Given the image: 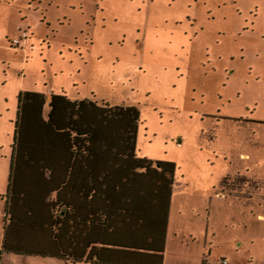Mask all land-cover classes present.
Here are the masks:
<instances>
[{"label":"rangeland","instance_id":"1","mask_svg":"<svg viewBox=\"0 0 264 264\" xmlns=\"http://www.w3.org/2000/svg\"><path fill=\"white\" fill-rule=\"evenodd\" d=\"M24 91L138 110L182 196L164 264H264V0H0V248Z\"/></svg>","mask_w":264,"mask_h":264},{"label":"trees","instance_id":"2","mask_svg":"<svg viewBox=\"0 0 264 264\" xmlns=\"http://www.w3.org/2000/svg\"><path fill=\"white\" fill-rule=\"evenodd\" d=\"M17 99L2 253L164 264L176 169L138 158V110L55 95L47 106L28 91Z\"/></svg>","mask_w":264,"mask_h":264},{"label":"crops","instance_id":"3","mask_svg":"<svg viewBox=\"0 0 264 264\" xmlns=\"http://www.w3.org/2000/svg\"><path fill=\"white\" fill-rule=\"evenodd\" d=\"M47 103H48V101H47ZM47 106H49V103L47 104ZM176 179H177V175H176V178H175V184H176ZM9 183V182H8ZM175 184H174V188H173V198H172V203H171V209H170V214H169V224H168V233H167V240H166V248H167V244H168V238H169V228H170V226H171V224L173 223V221H174V219H173V216H172V213H173V211H172V207H173V205H174V203L176 204V201H177V199L179 198V197H182V196H180L179 194H175V193H177L176 192V186H175ZM8 187V186H7ZM8 190V189H7ZM186 190L187 189H185L184 191H182V192H180V193H182V194H184L185 192H186ZM220 193V192H219ZM6 194H7V192H6ZM5 194V195H6ZM4 195V196H5ZM219 195V194H218ZM218 195H217V198H218ZM3 196V197H4ZM3 197H2V202L4 203V205H5V199H3ZM208 207V204L206 205V208ZM210 208V207H209ZM197 210H198V208H196ZM207 210V209H206ZM194 212V211H193ZM209 212V211H208ZM197 213H199V211H197ZM5 215H6V213H5ZM192 218V217H191ZM4 219H5V217H4ZM206 222L209 224L210 222H211V213L209 212L208 213V216H207V219H206ZM4 227H5V222H4ZM3 231H4V229H3ZM4 234H5V231H4ZM3 242H4V235H3V241H2V246H1V248H0V263H1V260H2V256L4 255V254H7V253H2V247H3ZM165 252H166V250H165ZM166 254V253H165ZM13 255H15V254H13ZM18 256V255H17ZM22 257H26V258H37V257H35V256H33V257H29V256H22ZM53 259V258H52ZM56 260H59V259H56ZM60 261H62V260H60ZM65 263V262H64ZM85 264V263H84Z\"/></svg>","mask_w":264,"mask_h":264}]
</instances>
